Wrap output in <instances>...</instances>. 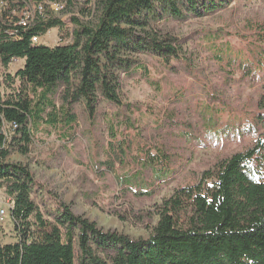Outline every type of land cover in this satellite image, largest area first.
<instances>
[{"label": "trees", "instance_id": "16d2710c", "mask_svg": "<svg viewBox=\"0 0 264 264\" xmlns=\"http://www.w3.org/2000/svg\"><path fill=\"white\" fill-rule=\"evenodd\" d=\"M233 1L0 0V189L10 199L15 230L13 241H0V264H264V132L202 170L194 183L176 187L152 211L113 204L123 221L156 217L146 237L105 231L54 193L38 197L32 170L7 158L14 147L30 151L32 118L53 126L61 112L70 125L68 105L75 102L89 109L100 96L122 103L121 76L147 71L138 54L174 69L171 62L185 56L183 39L162 25ZM25 8L33 16L21 24ZM51 29L59 43L33 40ZM18 59L21 66L7 71ZM56 92L58 107L51 97ZM258 107L264 108V80ZM167 180L157 175L133 194L150 196Z\"/></svg>", "mask_w": 264, "mask_h": 264}, {"label": "rangeland", "instance_id": "374dc122", "mask_svg": "<svg viewBox=\"0 0 264 264\" xmlns=\"http://www.w3.org/2000/svg\"><path fill=\"white\" fill-rule=\"evenodd\" d=\"M68 17L61 15L66 22ZM162 28L183 39L185 56L171 62L174 69L138 54L147 71L121 76L122 103L100 96L89 109L75 102L68 105L74 112L70 125L61 112L53 126L32 118L30 151L21 154L14 147L7 157L32 170L38 197L54 193L103 230L134 238L148 236L147 225L156 217L123 221L113 214V204L152 211L176 187L194 183L202 170L253 145L264 132V108L258 107L264 0H235ZM59 42L57 29L38 38L50 46ZM21 64L15 60L7 71ZM51 97L60 106L59 93ZM157 175L168 180L159 182L152 195L133 194ZM5 199L0 189V208ZM1 224L0 241H13L8 213Z\"/></svg>", "mask_w": 264, "mask_h": 264}, {"label": "built area", "instance_id": "2783aa9c", "mask_svg": "<svg viewBox=\"0 0 264 264\" xmlns=\"http://www.w3.org/2000/svg\"><path fill=\"white\" fill-rule=\"evenodd\" d=\"M52 7L54 10H58L61 8V5L53 4ZM33 16V12L27 8L23 9L22 15L19 18V23L26 24V22ZM34 41L38 40V37H33ZM4 205L2 208H0V223H2L5 220L6 213H8V209L10 207V199L7 197L5 199Z\"/></svg>", "mask_w": 264, "mask_h": 264}]
</instances>
